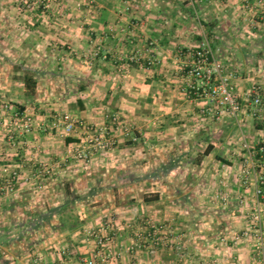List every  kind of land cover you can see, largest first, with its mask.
I'll return each mask as SVG.
<instances>
[{"label":"crops","instance_id":"1","mask_svg":"<svg viewBox=\"0 0 264 264\" xmlns=\"http://www.w3.org/2000/svg\"><path fill=\"white\" fill-rule=\"evenodd\" d=\"M93 1L94 10L88 0H50L46 10L40 3L29 10V0H0V96L33 111L35 120L34 131L12 146L0 109V235L11 241L0 245V264H33L36 257L42 264H83L96 247L86 229L109 220L116 236L107 264H264L251 238L236 240L251 228L257 202L242 168L246 144L255 148L259 135L264 141V120L245 102L251 88L264 90V8L258 0ZM205 40L236 74L243 104L236 117L204 113L209 100L189 91L183 51ZM98 41L116 56L81 58ZM136 51L141 61L119 70L118 58ZM14 64L39 70L34 99L11 77ZM64 112L83 124L68 137L46 131ZM88 125L108 129L117 144L77 161L68 150ZM41 164L52 173L39 176ZM14 170L20 179L3 192ZM68 192L83 196V227L62 231L53 217L28 231L33 214L60 206Z\"/></svg>","mask_w":264,"mask_h":264},{"label":"built area","instance_id":"2","mask_svg":"<svg viewBox=\"0 0 264 264\" xmlns=\"http://www.w3.org/2000/svg\"><path fill=\"white\" fill-rule=\"evenodd\" d=\"M39 3L45 10L50 7V0H29L27 7L33 9ZM85 4L89 7V10L95 9L93 0H88ZM82 5V2L77 3L79 8H83ZM248 7L251 9L253 8L251 4H248ZM257 7L264 8V0H258ZM132 8V4L126 6V10L130 11ZM125 30L122 29V31ZM114 31L115 29L111 30V32ZM149 44L148 51L152 54L154 53V42L150 41ZM69 52L70 54L78 55V52L74 48H71ZM79 55L89 61L100 57L108 60L116 56L103 49L102 41L94 42V45L87 50V52H83ZM140 55V51H136L134 55L128 58L124 57L122 54V57L118 58L116 61L119 70H127L132 62H140ZM183 58H185L183 68L189 79V91L199 94L201 98L209 100L210 106L208 109L204 110V113L210 115L211 113L214 114V112L216 115L228 113L236 117L243 111V104L240 101V97L235 92L236 85L234 80L236 74L226 70L225 65L213 50L209 40H205L198 49L183 51L182 59ZM152 64L153 61L150 59L147 62V67H150ZM245 102H247L249 106H252L254 116L264 120V90H261L257 86L251 88L245 94ZM0 109L5 112L9 120L8 122H4V126L6 128V137L10 145L16 146L19 136L30 134L34 131L35 120L33 111H21V109L14 107L8 99L1 96ZM112 118L115 123H120L121 121L118 115H114ZM79 123L83 124V122H80V120L75 118L71 113L64 112L52 117L45 130H52L62 137H68L74 133ZM85 129L87 130L85 137L75 142L68 150V154L75 160L87 161L95 154L112 150L116 146L117 137L108 129L102 128L98 130V132L94 131L92 126ZM125 131L132 142L138 141L139 136L133 134L130 128L127 127ZM258 146L259 150L246 144V148L248 149V156L246 158L247 164H244L242 168L243 182L247 183L252 179L251 181L254 182L256 189L257 202L252 208L253 212L250 217L252 225L251 228L245 229L238 234L236 240L251 238L254 241V246L258 253L257 255L264 257V141L259 142ZM40 166L39 176H47L52 173L51 169L43 168L42 164ZM19 179V171L14 170L11 176L5 181V184L1 186V190L3 192L13 191ZM152 228L155 231L157 229L154 224H152ZM86 235L89 239H94L96 247L93 256L90 258H82V263L107 264L112 258L111 244L116 236L112 220L104 222V225L101 227L87 228ZM157 241H155L156 244ZM136 246L142 248L143 244H137ZM33 261V264H42L39 257L34 258ZM253 264H258V262L255 261Z\"/></svg>","mask_w":264,"mask_h":264},{"label":"trees","instance_id":"3","mask_svg":"<svg viewBox=\"0 0 264 264\" xmlns=\"http://www.w3.org/2000/svg\"><path fill=\"white\" fill-rule=\"evenodd\" d=\"M14 68L13 80L22 83L23 92L27 98L34 99L37 96V88L40 81L39 70L26 67L24 64H14ZM20 109L21 111L25 110L24 107ZM255 148L259 150L258 145ZM82 199L83 196L68 192V198L60 206L50 208L49 212L46 214H33L27 225L28 231L39 230L44 226L46 221L53 219V217L59 219V229L62 231H73L83 227L85 221L80 218L77 205L78 201ZM146 200H148V198ZM7 235V233H5L4 236L0 235V245L9 244L11 242L7 239Z\"/></svg>","mask_w":264,"mask_h":264},{"label":"rangeland","instance_id":"4","mask_svg":"<svg viewBox=\"0 0 264 264\" xmlns=\"http://www.w3.org/2000/svg\"><path fill=\"white\" fill-rule=\"evenodd\" d=\"M36 6H38V5H36ZM35 8H36V7H35ZM27 9H29V8L27 7ZM33 9H34V8H33ZM29 10H32V9H29ZM8 28L10 29V28H12V27L9 26ZM9 29H7V30H9ZM1 34H3V33L0 31V39H1V38L3 39V37H2L3 35H1ZM12 38H14V37L12 36ZM68 50H69V49H68ZM69 51H70V50H69ZM79 53H81V52H79ZM72 55H77V54H72ZM81 58L84 59L83 56H82ZM12 70H13L12 73H14V70H15L14 66H13ZM13 75H14V74H13ZM13 75L11 76L12 78H13ZM15 81H17V80H15ZM17 82H19V81H17ZM19 83L22 84L21 82H19ZM19 86H20L19 84L15 85V92H16V94H17L18 96H22V93H21L22 91L19 90V88H20ZM20 98H21V97H20ZM6 99H8V98H6ZM8 101H9L11 104L14 103L15 106L17 105V106H18L17 108H19V109H20L21 106H22V105H20V103H18V102H16V101H15V102H14V101H11V100H8ZM12 105H13V104H12ZM261 120H263V119H261ZM259 137H260V142H261L263 137H262L261 135H259ZM248 139H250V137H249ZM257 159H259V158H257ZM244 164H247L246 159H244L243 165H244ZM250 179H251V178H250ZM250 181H251V180H249V181L246 183V185H249V184H250ZM75 195H77V194H75ZM228 200H229V199H228ZM82 201H83V200L78 201L77 205L80 206V205L82 204ZM225 202H226V201H225ZM79 208H80V207H78V213L80 214ZM250 217H251V216H250ZM12 230H13V229H12ZM16 232H17V229H16V231L14 230V231L12 232V234H16ZM16 236H17V235H16Z\"/></svg>","mask_w":264,"mask_h":264}]
</instances>
